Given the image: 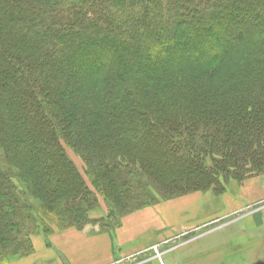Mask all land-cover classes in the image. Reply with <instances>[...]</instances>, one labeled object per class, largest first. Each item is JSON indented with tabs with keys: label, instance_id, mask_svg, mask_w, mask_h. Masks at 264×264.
Instances as JSON below:
<instances>
[{
	"label": "trees",
	"instance_id": "1",
	"mask_svg": "<svg viewBox=\"0 0 264 264\" xmlns=\"http://www.w3.org/2000/svg\"><path fill=\"white\" fill-rule=\"evenodd\" d=\"M205 1L0 0V264L45 224L113 235L158 199L264 173V0Z\"/></svg>",
	"mask_w": 264,
	"mask_h": 264
},
{
	"label": "crops",
	"instance_id": "2",
	"mask_svg": "<svg viewBox=\"0 0 264 264\" xmlns=\"http://www.w3.org/2000/svg\"><path fill=\"white\" fill-rule=\"evenodd\" d=\"M227 185L220 195L207 190L158 199L123 216L112 238L91 233L90 227L55 228L46 237L32 236V253L4 264H151L154 249L168 247L173 250L168 253L183 254L200 240L224 232L223 242L185 257L183 263L264 264V173ZM105 215V207L88 213L91 220Z\"/></svg>",
	"mask_w": 264,
	"mask_h": 264
},
{
	"label": "rangeland",
	"instance_id": "3",
	"mask_svg": "<svg viewBox=\"0 0 264 264\" xmlns=\"http://www.w3.org/2000/svg\"><path fill=\"white\" fill-rule=\"evenodd\" d=\"M209 0H206L205 1V3L203 2V5H202V2H200L199 4H200V6H199V8H202V7H204V6H206V3L208 2ZM246 4H248V3H250L251 4V2H252V6H253V8H254V5H253V0H243ZM224 3H221V5H223ZM248 10V9H247ZM250 11V10H249ZM254 12V13H253ZM250 14V17H251V13H249ZM252 14L255 16L254 18H253V20H255V19H258L259 18V16L261 17V15L259 14V11H256V10H254V11H252ZM84 20V19H83ZM245 20V19H244ZM251 20V18L249 19V20H247V21H250ZM243 22H246V21H243ZM251 22V21H250ZM225 25H227V24H217L216 25V27L218 28V29H222V28H224L225 27ZM240 25H245V26H249V25H251V24H240ZM152 27H154V29L152 28ZM159 27H160V25L159 24H157V21H155V23L154 24H152V26H148V28H145V29H140V32H141V34H143V33H147V31L149 30V29H151V33L150 34H153V35H155V33H154V31H156V33L157 34H159ZM147 29V30H146ZM182 31V32H181ZM206 31H209V30H206ZM144 35V34H143ZM146 35V34H145ZM148 35H149V32H148ZM178 36H185V30H183V28H179L176 32H175V35H170L169 36V38H168V41L170 42H172V41H176L177 40V38H178ZM137 39H140L139 37L137 38ZM184 45L185 46H191V45H195V40H191V41H187V42H185L184 43ZM67 57V59L70 57L69 55H67L66 56ZM186 71H189V70H185L184 72H186ZM65 150H66V153H67V156L73 161V163L75 164V166H76V168L79 170V172L83 175V176H85V173H84V163H83V161L81 160V158H80V156H78L73 150H71L70 148H68V147H66L65 146ZM13 169V171L15 172V175H16V181L18 182V186H17V188H18V190H19V192L21 193V197H22V199L26 202V203H28L30 206H32L33 208H34V210H35V212H34V214L37 216V215H40L41 213H38V212H36V210H39L40 209V207H41V204L43 203V201H41L40 199H38L35 195H34V193L32 192V190H31V180H29V178H27L26 176H22L21 174L23 173V171L22 170H20V168H15V167H13L12 168ZM85 179H87L86 178V176H85ZM228 184V183H227ZM226 184V187H225V191H227V185ZM224 191V192H225ZM264 204V203H263ZM100 206L101 207H104V204H103V202H102V200L100 201ZM99 210V209H98ZM33 211V210H32ZM40 211V210H39ZM261 216H262V220L264 221V209H262V211H261V214H260ZM42 216V215H41ZM46 227L48 228V229H55V227L54 226H50V225H46L45 224V226H44V228H42L41 230H40V233H37V234H34L33 236H35V235H38V234H42V235H44L45 237H46V233H43L42 231L43 230H46ZM95 229L94 230H96L97 229V227H94ZM89 230H91V229H89ZM234 231H236V230H234ZM262 231H264V227L262 228ZM91 233H93V232H91ZM228 233H230V230L229 231H227V234ZM197 234H199V233H197ZM196 234V235H197ZM111 238H112V235H110V234H108ZM225 235H226V233L224 232V233H215V234H213L211 237H207V238H205V239H202V240H200L194 247L192 246L190 249H188L187 251H185V253H183V254H181V253H176V252H174V253H168V252H172L173 250H170L168 247H165L166 248V250H164V249H159V251H158V256H157V254H156V252L153 250V254H154V257H153V259H155V261H153V263H151V264H184L183 263V260H184V258L185 257H189V256H191V255H194V254H196V255H198L201 251H205V250H208V249H210V248H212V247H215V245H218V244H220L221 242H223L224 241V238H225ZM264 244V243H263ZM254 249H255V247H254ZM263 249V248H262ZM249 252H247V254H248ZM31 254V253H30ZM29 254V255H30ZM166 254H167V256H166ZM169 254H170V256H169ZM15 256H17V255H15ZM15 256H12V257H15ZM26 256H28V255H25V256H21V257H26ZM145 256H147V255H144V257ZM11 257V258H12ZM248 257L250 258V257H252V255H250V254H248Z\"/></svg>",
	"mask_w": 264,
	"mask_h": 264
},
{
	"label": "built area",
	"instance_id": "4",
	"mask_svg": "<svg viewBox=\"0 0 264 264\" xmlns=\"http://www.w3.org/2000/svg\"><path fill=\"white\" fill-rule=\"evenodd\" d=\"M154 251L156 252L157 256H158V251L156 249H154ZM159 257V256H158Z\"/></svg>",
	"mask_w": 264,
	"mask_h": 264
}]
</instances>
